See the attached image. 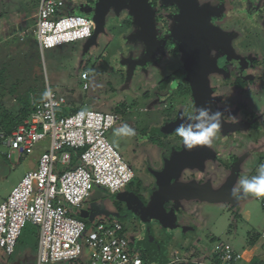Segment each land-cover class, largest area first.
Masks as SVG:
<instances>
[{
	"label": "rangeland",
	"instance_id": "rangeland-1",
	"mask_svg": "<svg viewBox=\"0 0 264 264\" xmlns=\"http://www.w3.org/2000/svg\"><path fill=\"white\" fill-rule=\"evenodd\" d=\"M39 1L0 0V105L6 110L2 114L6 112L5 125L11 128L23 112L18 110L30 108V97L44 100L45 91L50 90L65 99L58 115L89 109L117 116L106 139L134 177L116 195L95 186L83 203L91 214L90 221L110 214L118 215L123 227L142 221L134 235L127 232L126 236L131 235L142 247L139 237L144 235L151 255L164 254L163 261L152 256L151 264L181 257L184 248L197 239L210 250L227 244L237 253L253 245L264 246V197L248 196L237 202L229 195L240 178L258 175L259 166L264 164V11L249 17L242 12L257 0H230L233 10L217 21L220 31L231 34L232 53L255 60L249 63L248 80L240 73L241 66L229 63L218 52L215 59L228 61L227 69L205 75L214 89L211 96L219 98L217 106L234 112L238 123L246 126L227 133L220 130L211 146H204L211 155L200 165L183 169L173 181H204L212 201L182 196L171 207H165L158 194L171 170L163 172L183 143L174 130H162L164 125L174 124L173 111L163 108V99L173 93V76L183 67L182 58L172 55L170 46H159L157 36L137 34L128 0L119 8L102 0H62L61 16L86 17L92 24V37L41 51L33 39L19 40L30 20L34 22ZM84 4L89 6L87 10L82 9ZM176 49L181 55L180 48ZM237 78L244 85L235 86ZM173 107L183 115L194 111L189 97L175 101ZM224 120L237 123L228 116ZM124 124L133 128L135 135L118 134L117 129ZM8 153L0 144V204L24 176L29 157L17 159L12 152L8 159ZM131 195L137 197L136 202ZM37 242L38 228L26 222L13 254L7 256L0 248V264H40Z\"/></svg>",
	"mask_w": 264,
	"mask_h": 264
},
{
	"label": "built area",
	"instance_id": "built-area-1",
	"mask_svg": "<svg viewBox=\"0 0 264 264\" xmlns=\"http://www.w3.org/2000/svg\"><path fill=\"white\" fill-rule=\"evenodd\" d=\"M62 0H40L34 23L20 41L33 38L41 51L92 37V24L82 16H61ZM85 29L90 34L82 35ZM85 75H82L84 78ZM63 97L52 94L9 133L0 131V144L11 158L44 150L37 165L24 174L0 204V248L11 256L26 222L38 228L39 263L79 260L81 264H151L124 234L119 219L82 220L77 213L95 186L111 195L133 179V172L106 139L116 115L79 109L58 115ZM76 161L72 164V153ZM57 165L63 169L58 171ZM241 253L222 245L208 259L177 257L167 264H240ZM264 264V263H263Z\"/></svg>",
	"mask_w": 264,
	"mask_h": 264
},
{
	"label": "water",
	"instance_id": "water-1",
	"mask_svg": "<svg viewBox=\"0 0 264 264\" xmlns=\"http://www.w3.org/2000/svg\"><path fill=\"white\" fill-rule=\"evenodd\" d=\"M132 1L134 3L135 9L140 13V15L144 16L147 11L146 1ZM170 1L175 2L181 10L180 25L181 30L183 29L181 34L184 52L185 79L189 84L192 99L197 107H207L209 109V115H212L216 111H220L225 116L228 114L227 111L225 109L218 108L216 106L218 99L212 98L210 96L211 92L207 85L204 74L206 72L214 71L216 68L215 63L208 62L206 59V45L208 43H213L220 49H222V51H225L228 54V36L222 35V33H220L216 29L205 26V18L206 15L211 12L210 10L205 9L202 11H197L193 0ZM118 5L119 7L123 6L122 4ZM221 123V128L225 127L226 123L224 121V117L222 118ZM234 128L235 127H233V129ZM208 154L209 152L204 148V145H198L190 150L185 146L183 150L179 152L175 158L172 159L174 162L172 168H176L177 174L176 176H173L172 181L179 176L183 169L194 167L193 165H196V163H200L203 158L208 156ZM170 167L169 169L172 170ZM163 183L158 194V198H160L161 196L162 203L170 202L171 198H175L177 196L192 197L197 194L196 188H194L191 183L173 185L169 184V182ZM163 191L164 195L162 197L161 193ZM77 216L82 220L90 221L92 219L91 214L88 212V210H85L83 208L79 210ZM118 217V215L114 214H110L109 216V218L119 219Z\"/></svg>",
	"mask_w": 264,
	"mask_h": 264
},
{
	"label": "flooded vegetation",
	"instance_id": "flooded-vegetation-1",
	"mask_svg": "<svg viewBox=\"0 0 264 264\" xmlns=\"http://www.w3.org/2000/svg\"><path fill=\"white\" fill-rule=\"evenodd\" d=\"M102 1H104V3H110V4L113 3L117 8H119L118 4H122L123 6L125 5V0H102ZM145 1H146V6H147V11H146V14L143 16V15H140V13L135 9L133 1L128 0L129 8H131L130 14L133 17V23L138 28L137 34H139V36L141 37L142 33H145V34L151 33L152 38H153V36H155V37L157 36L156 37L157 39L156 38L155 39L159 41V43H160L159 46H170L171 54L179 56L183 60V67L177 69L178 70L177 72H180L182 70L184 73V77H185L184 52H183V43H182V34H181L183 29L181 30V25H180V14H181L180 7L175 2H172L170 0H145ZM193 1H194V5H195L197 11H202L205 9L211 11L206 15L205 26L212 28V29H216L220 33H222V35L228 36V46H229L231 34L227 31L226 32L220 31V29L217 27L218 26L217 21L224 20V17L227 14V11H229L231 9L233 10V8H232L233 6L231 8H230V6H228V2H230V0H193ZM252 9L254 10L255 7H252ZM176 47L180 48L181 55L177 54ZM228 51H229V53L227 54V52L222 51V49H220L218 46H216L213 43H208L206 45V59L208 62L215 63L216 68L214 71H216V70L217 71H223V70L227 69V67L229 65L228 61H222V59H220V60L215 59L214 55L216 52L220 53V55H222V56L224 55V57H226L225 59L229 60V63L231 62L233 65H237V66L239 65L242 67V69L245 68V65H247V62L249 59L248 58H239V57L235 56L232 53L230 47H229ZM229 56H231V57H229ZM210 72H212V71H210ZM207 73H209V72H206L204 74V77ZM173 80H174L173 83H176L178 78L173 76ZM207 85H208V83H207ZM234 85L237 87H240V86L244 85V83L239 81V79L237 78V81L235 82ZM188 86H189V84H188ZM208 87H209V85H208ZM209 89H210V87H209ZM189 90H190V87H189ZM174 92L175 91L173 90V93L169 94L167 99H163V108L164 109H170L171 112L173 111L172 113L174 114V117L171 118V120L174 124L164 125L162 127V130L164 133L174 132L179 123H181L182 121H186L190 115L194 114V111L191 112V114H187V115H183L180 113L178 114L179 108L174 109L173 105H174L175 101H178L180 98H183V97L177 98L175 96ZM210 92H211L210 93V96H211L212 92H214V89H210ZM186 97L191 98L192 105L194 106V109H195L197 106L195 105V103L192 99L191 91H190V95H187ZM212 98H216L219 101V98H217V97H212ZM218 101H217V103H218ZM217 103H216V106H217ZM226 111L228 114L225 116H228L230 114L234 115V112H230L228 110H226ZM225 116H224V118H225ZM225 123H226V121H225ZM228 125H231V126H228ZM233 125H235V126H233ZM245 126H246V124H244L242 122L241 123H232V124L226 123L225 127L221 128L220 130H222L224 133H227V132H231V131L240 130ZM233 127H235V128L233 129ZM174 135H176V132H174ZM179 142H182L181 139L179 140ZM184 147H185V145L182 144V147L179 145L176 148V151H175V153H173V156H172L170 162H172V159L175 158L178 155V153L183 150ZM210 155H211V153L209 152L208 156H210ZM205 158H203V160ZM202 161L200 163H196V165H200L202 163ZM170 162H169V164H170ZM174 172H175V170H174ZM176 175L177 174L175 173L174 176H176ZM173 181L170 182L169 184L173 185ZM199 183H201V182H199ZM133 198H135V199L133 200ZM136 199H137L136 196L131 195V200L136 202ZM167 206L171 207L172 203L168 202ZM141 224L142 223L140 221H137L136 224L134 225V227L137 229L139 226H141Z\"/></svg>",
	"mask_w": 264,
	"mask_h": 264
},
{
	"label": "crops",
	"instance_id": "crops-1",
	"mask_svg": "<svg viewBox=\"0 0 264 264\" xmlns=\"http://www.w3.org/2000/svg\"><path fill=\"white\" fill-rule=\"evenodd\" d=\"M245 1H248V0H245ZM85 3L87 4V1ZM86 4H84L85 5V8H83L84 5L82 6V9L83 10H87V8L89 7ZM228 6H230V8L232 7V5L230 4V2H228ZM252 7H255V9L253 10ZM37 10H38V7H37ZM260 11H264V0H257V2L255 3L254 6L248 5V6H245L242 9V12L245 15L247 14L248 17H249L248 14H251V13H254V14L255 13H259ZM36 13H37V11H36ZM35 15H34L33 21H35L34 20L35 19ZM33 23L34 22H32V20H30V26ZM5 31L6 30H4V32ZM4 32H3V34H6ZM26 39H33V38L28 37ZM24 41H20V42H24ZM36 45L39 48L37 42H36ZM53 49H55V48H53ZM263 60H264V57H263ZM254 62H255V60L252 59V58H250V60H248V62H247V65H245V68L240 71V73L244 74L243 78L245 80H248V78L250 77L249 69H251L250 67L252 65H250L249 63L253 64ZM43 101H44L43 99L42 100H39V101H36L32 97H30L27 100V105L30 108L29 109H26V115H25V117H28V115L31 113V111L35 107V105L40 104ZM3 111H6V110L3 108L2 105H0V116L1 115H5L6 112H4L2 114ZM21 111H25V109H19L18 110L19 113ZM70 114H72V113H70ZM0 131H2V130H0ZM38 148L35 149V151L31 155H28L29 157L27 158L26 172H28L30 170H33L36 167L37 161H38V158H39V155L41 154L42 150L44 149L43 147H40V149H38ZM62 169H63L62 167L57 168L58 171H60ZM180 175L181 174H179V176L176 178V180L179 179ZM189 183H191L193 185V187L196 188V190H197V194L195 196H192V198H194V199H204L206 201H212L213 196L209 192L208 188H206V187L203 186V185H205L204 184L205 183L204 181H202L201 183H198L195 180L191 179V180H186L184 182H179L177 184H189ZM181 198H183V197L182 196H177L175 198H171L170 199V202L173 204L174 201H179ZM83 209L88 210L85 207H83ZM88 212H89V210H88ZM107 219H110L109 216L99 217V220H107ZM96 220L98 221V219H96ZM136 222L137 221H135V223L132 226H130V227H123L124 228V234L125 235L127 234V232H132L131 233L132 235L135 234L136 228L134 227V225L136 224ZM140 222L143 223L142 221H140ZM168 230H170V229H168ZM128 238L131 239V235H129ZM262 239H264V235H262ZM139 240H140V243L142 244V247H139L138 244H135V242H134L135 248L142 254V256L144 258L148 259L151 262L152 261L151 257L154 256L155 258L162 259V261H163V259L165 258L164 257V254L161 256L159 253H156V254L153 253L152 255L149 253V251L147 249V246L145 245L147 242L144 243V241H145L144 235H142L141 237H139ZM37 244H38V242H37ZM207 247L208 246H206L205 244L201 243V241L199 239H197L193 243H191L190 246L184 248V253L182 252L183 255L181 257H191V258L199 259V260L200 259H208V258H211L213 256V254L218 250V247L215 248V249H211V250L208 249ZM238 253H241L242 256H243V260H242V262L240 264H263L264 263V246L262 244L261 245H253L250 250H243V251L238 252ZM196 254H197V256L199 255L197 258H196ZM160 263H158V264H160ZM165 264H167V263L165 262ZM179 264H183V263H179Z\"/></svg>",
	"mask_w": 264,
	"mask_h": 264
},
{
	"label": "clouds",
	"instance_id": "clouds-1",
	"mask_svg": "<svg viewBox=\"0 0 264 264\" xmlns=\"http://www.w3.org/2000/svg\"><path fill=\"white\" fill-rule=\"evenodd\" d=\"M90 34L89 29H85L82 35ZM45 96H50L51 91L46 90ZM223 113L216 111L209 115L207 107H196L194 114L190 115L186 121H182L175 129L176 135L181 139L187 149H193L198 145L211 146L213 139L222 127ZM228 118L239 122L237 115H228ZM118 134L133 136L135 130L124 124L117 129ZM229 195L237 202L244 197H264V164L259 166L258 175L240 178L237 185L229 189Z\"/></svg>",
	"mask_w": 264,
	"mask_h": 264
},
{
	"label": "trees",
	"instance_id": "trees-1",
	"mask_svg": "<svg viewBox=\"0 0 264 264\" xmlns=\"http://www.w3.org/2000/svg\"><path fill=\"white\" fill-rule=\"evenodd\" d=\"M229 57H231V56H229ZM175 77L176 78H178V80L176 81V83H174V85H173V88H172V90H174L175 92V96L177 97V98H180V97H186L187 95H190V90H189V86H188V83H187V81H186V79H185V77H184V73H183V71L181 70L180 72H176L175 73ZM180 78V79H179ZM77 110H75V111H73V112H71V113H74V112H76ZM25 115H26V111H23L22 113H21V117L18 119V123L16 124V125H18L19 123H21L22 122V120L23 119H25L26 117H25ZM7 119H6V117H5V115H1L0 116V130H4L5 131V133H9L16 125H14L13 127H6V125H5V121H6ZM178 126V125H177ZM71 153H72V164H71V166L75 163V161H76V157H75V155L76 154H78L77 152H73V151H71ZM176 161V160H175ZM173 160H172V162H170V164H169V167H170V165H171V171L169 172V174H168V180H167V182H172V178H173V176L175 175V173H176V168L175 167H173L172 168V165H173ZM168 170H170L169 168L166 170V171H164L163 173H167V171ZM174 170H175V172H174ZM167 177H166V179H167ZM167 203L168 202H163V205H165V207H167ZM68 262H72L73 264H81V262L79 261V260H73V261H68Z\"/></svg>",
	"mask_w": 264,
	"mask_h": 264
}]
</instances>
